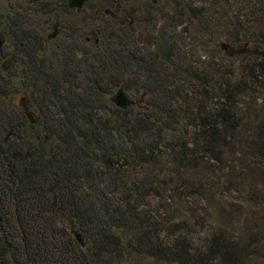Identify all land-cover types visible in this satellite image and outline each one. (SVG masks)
<instances>
[{
	"label": "trees",
	"instance_id": "trees-1",
	"mask_svg": "<svg viewBox=\"0 0 264 264\" xmlns=\"http://www.w3.org/2000/svg\"><path fill=\"white\" fill-rule=\"evenodd\" d=\"M48 1L0 0V60L12 57L6 72L0 65V264H264V238L261 251L217 238L194 248L186 221L160 223L151 206L165 171L180 175L196 154L218 161L239 87L186 61L165 68L110 19L86 30L79 20L48 40L30 25L40 15L43 32L55 21L60 0ZM127 80L139 99L120 110L109 99ZM25 92L35 124L10 104ZM208 96H221L220 125L197 101V115L188 110ZM254 130L263 157L264 116Z\"/></svg>",
	"mask_w": 264,
	"mask_h": 264
},
{
	"label": "rangeland",
	"instance_id": "rangeland-1",
	"mask_svg": "<svg viewBox=\"0 0 264 264\" xmlns=\"http://www.w3.org/2000/svg\"><path fill=\"white\" fill-rule=\"evenodd\" d=\"M97 1L92 0L91 4ZM127 1L134 7L132 12L135 11V15L137 14L136 9L138 12L144 13L148 6L153 4V0ZM40 2L49 4L48 0H40ZM55 2V0H51L50 3L57 6ZM54 13L59 15L60 27L57 28V35L61 33L64 26L78 24L80 17L84 16V14L72 15L63 10L61 6H58V10H55ZM41 18L40 15H37V18H31L30 25L33 26L34 33H42L43 36H46L52 32L51 27L54 20H51L49 27H44L45 30L42 32L40 30ZM100 18L102 21L107 19L103 16ZM2 25L3 22H0V31ZM7 56L4 55L0 60V65ZM214 75L216 79H219L217 74ZM223 79L221 78V82ZM231 80L232 77L225 76L226 83H231ZM238 81L247 83V85L250 83L245 80L244 76L238 77L237 86ZM263 83L264 77L258 78L256 85L259 87ZM239 90L242 92V96L237 97L232 105L234 108L228 112V118L224 120L223 129L221 132H217L218 141L214 148L217 151L218 161L210 158L211 156L208 157L207 154H196L193 167L185 169L180 175H174L175 172H172L174 170L168 169L169 171H165L163 177L152 183V187L157 189L160 194L164 192L168 196V198L165 195L159 198L155 197L151 201L152 209L158 212L160 223L171 224L186 221L192 229L188 238L194 248H203L202 246L209 244L212 238H217L219 241H228L241 253L261 251L262 249L264 238V154L263 157L257 154L254 127L264 116V89L259 87L257 90H252L250 87L246 88L244 84H239ZM129 96L133 100L139 99V95L131 94ZM220 97L212 100L208 96L201 101L189 102L188 110L191 111V116L197 115L196 111L199 105L202 106L205 118L212 117L216 122L219 120L217 115L221 110L218 101ZM191 116L189 117L191 118ZM188 132L193 133L194 131L189 130ZM162 166L161 164V169ZM158 167L153 169L157 170ZM173 188L178 192L179 190L180 192L187 190L192 192L186 197L177 199L175 193L171 191ZM163 230H161V235L165 237L166 231Z\"/></svg>",
	"mask_w": 264,
	"mask_h": 264
},
{
	"label": "flooded vegetation",
	"instance_id": "flooded-vegetation-1",
	"mask_svg": "<svg viewBox=\"0 0 264 264\" xmlns=\"http://www.w3.org/2000/svg\"><path fill=\"white\" fill-rule=\"evenodd\" d=\"M91 2L84 3L79 13L69 8L68 0H60V6L72 15L84 14L80 22L85 25V30L86 22L102 16L130 28L138 46L165 68H175L186 61L202 72L215 71L223 78L232 76L230 86H235L238 77L244 76L250 83L238 81L240 85L252 90L264 89V83L259 87L256 85L257 79L264 77V57L253 52L264 53V0H153L144 13L136 9V15L127 0ZM56 21H59L57 14L54 23ZM158 32L164 35L173 54V67L159 59L152 50V43L149 46L143 44L144 36L158 40ZM215 64L218 67L210 69ZM132 89L131 85L126 96L134 101L129 96L133 94ZM221 102L227 101L222 98ZM222 123L223 117L219 116L217 124Z\"/></svg>",
	"mask_w": 264,
	"mask_h": 264
},
{
	"label": "water",
	"instance_id": "water-1",
	"mask_svg": "<svg viewBox=\"0 0 264 264\" xmlns=\"http://www.w3.org/2000/svg\"><path fill=\"white\" fill-rule=\"evenodd\" d=\"M91 0H68V6L71 9H76V12L79 13L82 9L84 3L89 2ZM57 28H58V22L56 21L51 30L52 32L47 35L48 40H52L57 35ZM158 40L152 41L149 38H146L144 36V45L149 46L151 43L153 44V52L159 56V59L168 66L173 67V61H172V52L169 50V48L166 45V41L164 39V35L161 32H158L157 34ZM6 39L2 32H0V54L3 45L5 44ZM254 54L264 57V53L253 50ZM12 61V57H7L1 64V70L3 72H6L10 66V63ZM131 85L130 82L127 81L126 83L122 84L118 90L110 97V102L118 109L120 110H126L127 108L133 106L135 104L134 101L130 100L126 93L130 90ZM10 104L15 105L16 107L21 109V112L23 115L27 118L28 122L30 124H35V113L30 110L29 107V94L27 92L23 93L22 95L14 96L10 99ZM76 242L81 246L84 247V243L82 242V238L80 234L74 230L71 232Z\"/></svg>",
	"mask_w": 264,
	"mask_h": 264
}]
</instances>
